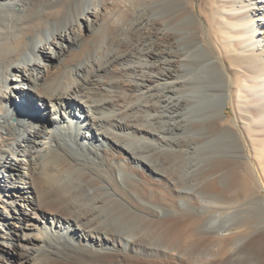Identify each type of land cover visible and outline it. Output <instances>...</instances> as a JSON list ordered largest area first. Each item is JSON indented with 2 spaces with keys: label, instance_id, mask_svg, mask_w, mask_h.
Wrapping results in <instances>:
<instances>
[{
  "label": "bare ground",
  "instance_id": "bare-ground-1",
  "mask_svg": "<svg viewBox=\"0 0 264 264\" xmlns=\"http://www.w3.org/2000/svg\"><path fill=\"white\" fill-rule=\"evenodd\" d=\"M1 168L0 264H264V0H0Z\"/></svg>",
  "mask_w": 264,
  "mask_h": 264
},
{
  "label": "rangeland",
  "instance_id": "rangeland-1",
  "mask_svg": "<svg viewBox=\"0 0 264 264\" xmlns=\"http://www.w3.org/2000/svg\"><path fill=\"white\" fill-rule=\"evenodd\" d=\"M86 31H88V30H86ZM93 34V33H92ZM92 34H90L89 33V31H88V35L89 36H92L93 37V35ZM22 88H24V89H26L27 88V85H24V84H22ZM205 100H203V104L205 103L204 102ZM202 103H200L201 105H199L198 107H197V111H199L200 110V108L202 107ZM28 106H30V104L29 103H26ZM226 111L229 113L228 115H226L224 118H231V116H234V112H233V110H232V105L229 103L228 105H227V108H226ZM35 117V116H34ZM14 118H16L15 116L13 117V119ZM3 176H8V171H6L5 169H0V178H2ZM263 194H264V191L262 192ZM29 208H31V206H29Z\"/></svg>",
  "mask_w": 264,
  "mask_h": 264
}]
</instances>
